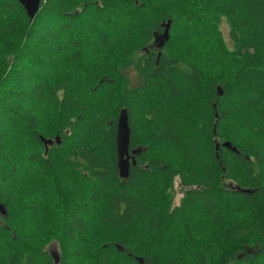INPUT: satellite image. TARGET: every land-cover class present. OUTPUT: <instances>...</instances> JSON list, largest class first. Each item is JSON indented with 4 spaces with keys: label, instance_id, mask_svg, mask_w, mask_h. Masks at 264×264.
I'll use <instances>...</instances> for the list:
<instances>
[{
    "label": "trees",
    "instance_id": "obj_1",
    "mask_svg": "<svg viewBox=\"0 0 264 264\" xmlns=\"http://www.w3.org/2000/svg\"><path fill=\"white\" fill-rule=\"evenodd\" d=\"M0 205V264H264V0H0Z\"/></svg>",
    "mask_w": 264,
    "mask_h": 264
},
{
    "label": "water",
    "instance_id": "obj_2",
    "mask_svg": "<svg viewBox=\"0 0 264 264\" xmlns=\"http://www.w3.org/2000/svg\"><path fill=\"white\" fill-rule=\"evenodd\" d=\"M24 9L26 16L29 22H32L39 11L42 0H16ZM171 22L168 21L166 24H163V33L155 39V43L158 42V48H162L165 42L169 39V30ZM219 96L222 95V90L220 87L216 89ZM217 117V115H215ZM41 141L45 147L52 146L53 143L59 145L60 141L58 137H55L54 140H45L41 138ZM130 144V128L128 122V115L125 109L121 110L117 116L116 122V134H115V149H116V167L117 173L120 179H127L129 174V169L131 166H135L136 162L134 156L139 152V150H132L130 154L129 150ZM221 146L225 149L230 150L233 153H237L235 147H233L229 142H224ZM220 145L216 144V151L219 149ZM246 192V191H241ZM6 214L5 208L3 205H0V215L4 216ZM51 259L54 264L60 263V257L56 252H49ZM138 262L142 261L138 259Z\"/></svg>",
    "mask_w": 264,
    "mask_h": 264
},
{
    "label": "rangeland",
    "instance_id": "obj_3",
    "mask_svg": "<svg viewBox=\"0 0 264 264\" xmlns=\"http://www.w3.org/2000/svg\"><path fill=\"white\" fill-rule=\"evenodd\" d=\"M222 33L224 35V38L226 40V42L228 43V29H227V26L225 24H222ZM89 54H96L97 52H93V51H90L88 52ZM132 72H129L128 75L131 76ZM36 191V190H35ZM174 192H175V200H174V205H177V203L179 202L180 198H181V193H180V190H179V185H178V181L176 180L175 183H174ZM31 194H28V196H30ZM31 198V197H29ZM81 196H78L76 199H75V203L78 204L79 206H83V204L85 203V200L81 201L80 200ZM87 212V211H86ZM55 212H53L54 214ZM91 208H89V212H88V217H91ZM17 216H18V223H23L24 225H30L31 227L33 226V216L31 215V213H22L21 211H17ZM53 218V217H52ZM90 223H92V226L88 227V231L91 233H95L94 231H97L98 228L93 224L94 221L93 219H88ZM51 222V223H50ZM63 223L64 221L63 220H56L55 218L53 219H50V221H47L44 220V222H40V224L42 225H38V230L39 231H42L41 229L43 228L44 231L46 230H51V231H56V230H60V228H62L63 226ZM42 227V228H41ZM197 233H198V236L204 238V239H208L212 236V232L209 228V226L207 225H203L202 227H200V229H197ZM88 235V234H87ZM89 238V236H87ZM38 238V237H36ZM49 239L47 242L45 240ZM91 239H89V243ZM43 243H47L45 246V250L48 252L49 249H51L52 247H56L57 250H58V253L61 254V247L59 245L58 242H55L53 240V238H48V237H44V240H43ZM93 247H91V251H93ZM86 251V250H85ZM88 254H90V249H88ZM86 254H87V251H86ZM87 254V255H88ZM168 256H171V254ZM171 258V257H170Z\"/></svg>",
    "mask_w": 264,
    "mask_h": 264
},
{
    "label": "flooded vegetation",
    "instance_id": "obj_4",
    "mask_svg": "<svg viewBox=\"0 0 264 264\" xmlns=\"http://www.w3.org/2000/svg\"><path fill=\"white\" fill-rule=\"evenodd\" d=\"M155 50L158 51L159 49L157 47H155ZM129 72H132L131 76L128 75ZM122 73H123V76L125 77V79L128 81V89H132V90L135 89L138 86L139 82H140L139 81V75H138L137 71L133 67H128V68L123 69ZM129 150H130V154H131V151L133 149H130V144H129ZM137 150H139V149H137ZM50 251L56 252L59 255L58 250H57L56 247H52L51 249H49L48 250V254H49ZM59 257H60V255H59Z\"/></svg>",
    "mask_w": 264,
    "mask_h": 264
}]
</instances>
